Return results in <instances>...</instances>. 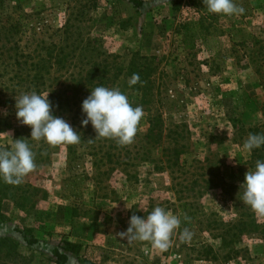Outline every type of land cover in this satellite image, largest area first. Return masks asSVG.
Segmentation results:
<instances>
[{"label":"rangeland","instance_id":"rangeland-1","mask_svg":"<svg viewBox=\"0 0 264 264\" xmlns=\"http://www.w3.org/2000/svg\"><path fill=\"white\" fill-rule=\"evenodd\" d=\"M142 2L134 7L127 0L3 1L8 12L38 13L49 28L80 11L84 36L121 64L133 53L163 57L162 88L172 89L168 100L161 89L163 117L168 126L185 125L180 131L190 145L173 172L141 161L95 169L81 149L68 165L63 146L39 151L31 135L15 134L16 100L8 99L0 107V147L28 139L37 168L19 186L0 178V264H57L46 250L27 246L16 228L49 245L62 239L80 243L98 264H264V215L242 201L248 152L234 126L240 118L245 127L264 129V0H234L245 9L242 15L210 13L203 0ZM186 18L201 19L199 45L192 50L182 47L176 31ZM209 22L216 32H209ZM44 152L49 158L39 162ZM210 177L221 188H212ZM176 188L196 211L176 209ZM156 206L181 220L166 251L119 237L133 214L145 218ZM184 228L193 233L187 243L179 238Z\"/></svg>","mask_w":264,"mask_h":264},{"label":"trees","instance_id":"trees-1","mask_svg":"<svg viewBox=\"0 0 264 264\" xmlns=\"http://www.w3.org/2000/svg\"><path fill=\"white\" fill-rule=\"evenodd\" d=\"M0 0V107L10 98L35 90L37 94H47L52 104V114L63 118L81 135L78 144H62L50 146L44 140L36 141L39 151L55 152L63 146L68 165L82 155L89 156L92 167L98 169L110 164H130L133 162L150 163L155 171L168 169L173 172L184 162L182 157L190 144L180 131L184 124L173 123L168 126L163 117L160 94L162 88V74L159 71L163 57L157 55H142L133 53L121 64L116 57L106 51H100L93 44L91 38L85 37L80 25V16L75 18L70 14L56 27L45 25L38 13L27 14L16 10L8 12ZM132 6L139 7L142 0H127ZM17 7V6H16ZM34 15V16H33ZM201 19L186 18L177 24L176 31L180 35V43L187 50L199 45L197 29ZM37 28H40L39 30ZM42 29V30H41ZM217 26L209 22V32H216ZM38 30V31H37ZM133 73L140 76L139 83L129 86ZM96 86L108 88L118 87L129 102L135 107L142 106L144 117L139 123L133 143L118 146L115 140L96 138V133L89 122L82 126L81 121L86 118L82 112V102ZM165 97L171 88H165ZM153 97L155 100H151ZM152 104L157 105L154 111ZM172 103L168 108H173ZM237 129L236 138L243 145L249 133H264L262 126L245 127L240 118H235ZM245 131L247 136L240 133ZM15 134L31 135V128L19 124ZM89 139H93L89 142ZM131 147V148H129ZM130 149V150H129ZM135 149V150H133ZM123 151V152H121ZM161 153L155 157L153 152ZM248 152V151H247ZM48 153L39 155L38 161H45ZM257 160L264 161V146L248 152L244 163L250 170L255 169ZM209 182H213L211 177ZM75 178L71 184H75ZM179 185V183L173 186ZM212 188L221 186L214 181L209 183ZM180 187V186H179ZM175 207L179 211H196L192 203L179 194L175 189ZM173 205L174 203H170ZM195 206V205H193ZM264 225V221L262 222ZM23 238V242L30 247L46 250L57 264H77L71 261L75 258L84 264H98L83 253V245L67 239L56 244H45L33 236H26L16 228ZM235 252V249H232Z\"/></svg>","mask_w":264,"mask_h":264},{"label":"clouds","instance_id":"clouds-1","mask_svg":"<svg viewBox=\"0 0 264 264\" xmlns=\"http://www.w3.org/2000/svg\"><path fill=\"white\" fill-rule=\"evenodd\" d=\"M203 4L214 14L242 15L245 12L234 0H203ZM139 82L138 73H133L128 81L129 86ZM48 95L49 93L37 94L33 90L16 96L17 120L31 128L33 140H44L50 146L80 143L81 135L66 120L52 114L53 106ZM82 112L86 116L81 121L82 126H87L90 122L96 133L95 139H113L118 146L133 143L139 123L145 115L143 107H133L118 87L105 86H96L91 90L90 95L82 102ZM27 140L16 139L10 147H0V178L8 185H21L24 178L37 168L35 154ZM261 146H264V133H249L243 143V149L248 152ZM241 188L244 189L243 203L255 213L264 215V161L257 160L255 169H248ZM180 224L181 220L177 215L156 206L145 218L133 214L127 230L118 235L127 242H148L152 248L166 251L171 246V237ZM192 236V231L184 228L179 238L181 242L187 243Z\"/></svg>","mask_w":264,"mask_h":264}]
</instances>
